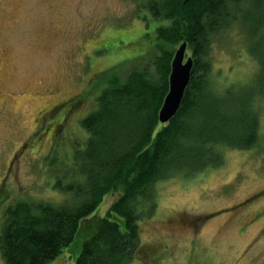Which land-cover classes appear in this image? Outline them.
<instances>
[{"label": "rangeland", "instance_id": "obj_1", "mask_svg": "<svg viewBox=\"0 0 264 264\" xmlns=\"http://www.w3.org/2000/svg\"><path fill=\"white\" fill-rule=\"evenodd\" d=\"M137 11L134 0H0V216L16 201L65 198L52 182L67 176L63 164L86 138L79 121L95 107L96 92L81 95L93 79L106 86L116 62L119 78L142 65L139 43L126 49L129 59L113 53L144 26ZM209 56L218 92L257 72L237 26L212 37ZM257 107L254 147H224L218 166L155 183L132 264H264V101ZM74 244L47 264H73Z\"/></svg>", "mask_w": 264, "mask_h": 264}, {"label": "trees", "instance_id": "obj_2", "mask_svg": "<svg viewBox=\"0 0 264 264\" xmlns=\"http://www.w3.org/2000/svg\"><path fill=\"white\" fill-rule=\"evenodd\" d=\"M134 1L144 26L113 53L129 59L126 49L139 43L134 58L141 56L142 65L119 78L116 62L106 86L93 79L81 95L96 92L95 107L79 121L86 138L63 164L67 176L52 182L65 198L4 207L3 264H47L72 242L73 264H132L140 249L138 221L153 212L155 183L212 169L221 164L224 147L248 150L258 140L264 0ZM233 26L243 32L258 68L248 83L218 92L209 78L212 37ZM182 42L193 62L189 81L175 115L160 123L171 60ZM107 195L114 198L100 215L96 209ZM144 206L151 207L141 212Z\"/></svg>", "mask_w": 264, "mask_h": 264}, {"label": "water", "instance_id": "obj_3", "mask_svg": "<svg viewBox=\"0 0 264 264\" xmlns=\"http://www.w3.org/2000/svg\"><path fill=\"white\" fill-rule=\"evenodd\" d=\"M186 44L182 42L175 50L168 76V91L158 111V121H169L177 112L184 90L188 84L193 65L190 56H186Z\"/></svg>", "mask_w": 264, "mask_h": 264}]
</instances>
